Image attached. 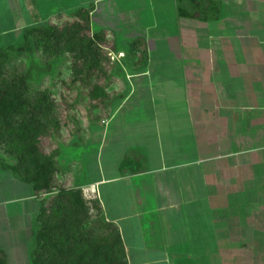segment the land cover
I'll return each instance as SVG.
<instances>
[{
  "label": "crops",
  "instance_id": "0c3cea01",
  "mask_svg": "<svg viewBox=\"0 0 264 264\" xmlns=\"http://www.w3.org/2000/svg\"><path fill=\"white\" fill-rule=\"evenodd\" d=\"M89 5L90 33L129 41L83 186L126 264H264V0H0V47ZM39 205L0 167L5 264Z\"/></svg>",
  "mask_w": 264,
  "mask_h": 264
},
{
  "label": "rangeland",
  "instance_id": "374dc122",
  "mask_svg": "<svg viewBox=\"0 0 264 264\" xmlns=\"http://www.w3.org/2000/svg\"><path fill=\"white\" fill-rule=\"evenodd\" d=\"M73 22L81 26L83 24L79 21L78 24L71 14L58 15L34 26L50 30L49 39L29 34L5 48L4 61L0 65V81H14L19 85L20 78L22 84L19 90H23L22 99L29 110L42 97L44 101L40 106L42 114L34 112L39 129L33 141L27 139L18 143L14 134H0V162L15 166L18 151L25 153L29 163L39 161L44 165L50 162L51 186L40 199L47 201L62 189L79 192L83 200L90 204L85 205L87 216L81 215L84 221L80 224L78 237L86 235L95 247L109 244L112 238L109 224L101 219L94 205L95 198L86 196L84 192L85 169L92 150H95L97 134L94 131L101 128L102 121L117 100L118 74L114 68H105L106 65L102 69L100 64L93 74L86 75L85 62H80L79 66L77 51L67 46L72 42V33L75 35L77 31V27L71 26ZM82 29L85 34L86 27ZM55 34L62 39L55 37ZM117 42L125 45L129 41ZM107 58L111 62L110 57ZM18 170L19 175L23 176V168ZM30 220L27 228H31L32 232L35 223ZM14 238L21 244L13 249L3 247L8 255L7 264H30L28 250L30 244L34 246V241L29 231L21 227L15 232ZM14 255L17 257L15 260Z\"/></svg>",
  "mask_w": 264,
  "mask_h": 264
},
{
  "label": "trees",
  "instance_id": "16d2710c",
  "mask_svg": "<svg viewBox=\"0 0 264 264\" xmlns=\"http://www.w3.org/2000/svg\"><path fill=\"white\" fill-rule=\"evenodd\" d=\"M91 11L92 6L89 5L78 8L71 14L77 19L78 24L79 22L83 24L82 26L77 25L76 22L71 24V26L77 27V31L75 35L74 32L71 35L72 42L65 43L77 51L79 66L85 62L84 68L86 75L88 73L89 76L91 72L93 74L100 67V64H102V69L103 65H106L105 68L111 70L113 64L109 62L107 53L113 52L117 48L115 43L107 40L102 32L90 33L89 13ZM83 26L86 27L85 34L82 33ZM53 30L56 32L55 29ZM29 34H36L43 39L51 37L50 30L40 27L24 29L21 37ZM55 37L62 39L56 34ZM9 47L11 46L0 48V65L4 61L5 48ZM144 52L145 47L141 40L137 39L131 43L130 54L136 57V62L143 60ZM21 84L20 78L19 85L14 81H0V134H10L11 136L14 134L18 143L25 142L27 139L33 141L38 135L39 127L34 119V112L38 111V114H42L40 106L44 101L42 97V100H37L34 107L29 110V107H25L22 99L23 90H19ZM19 152H15L17 161L15 166L0 162V167L8 169L15 178L29 185L36 197L39 198L40 207L34 219V246L29 256L30 264H126L116 228L107 223L112 240L109 244L101 246L93 247V242L86 235L78 237L80 224L84 221L81 215L87 216L88 210L85 205L90 202L83 200L77 191L63 189L47 201L40 199V196L51 186V163L48 162L44 165H41L39 161H35L33 164L29 163L25 158V153ZM18 168H23V176L19 175ZM93 202L100 214L98 202ZM0 264H5V254L2 250H0Z\"/></svg>",
  "mask_w": 264,
  "mask_h": 264
}]
</instances>
